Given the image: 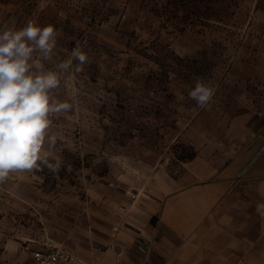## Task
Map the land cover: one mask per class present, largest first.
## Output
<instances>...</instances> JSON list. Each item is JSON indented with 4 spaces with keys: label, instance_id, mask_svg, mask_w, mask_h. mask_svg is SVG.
<instances>
[{
    "label": "rangeland",
    "instance_id": "1",
    "mask_svg": "<svg viewBox=\"0 0 264 264\" xmlns=\"http://www.w3.org/2000/svg\"><path fill=\"white\" fill-rule=\"evenodd\" d=\"M29 20L58 31L46 68L78 45L89 62L56 90L74 101L53 117L60 171L0 184V264H28L15 247L34 241L105 246L158 171L236 145L264 118V0H0V30ZM197 76L217 86L203 109L188 97Z\"/></svg>",
    "mask_w": 264,
    "mask_h": 264
},
{
    "label": "crops",
    "instance_id": "2",
    "mask_svg": "<svg viewBox=\"0 0 264 264\" xmlns=\"http://www.w3.org/2000/svg\"><path fill=\"white\" fill-rule=\"evenodd\" d=\"M262 119L236 145L202 150L176 173L158 171L145 198L122 208L126 224L102 238L105 246L67 248L82 264H264ZM33 246L15 247L28 264H38Z\"/></svg>",
    "mask_w": 264,
    "mask_h": 264
},
{
    "label": "clouds",
    "instance_id": "3",
    "mask_svg": "<svg viewBox=\"0 0 264 264\" xmlns=\"http://www.w3.org/2000/svg\"><path fill=\"white\" fill-rule=\"evenodd\" d=\"M57 37L54 25L41 27L32 20L19 29L0 30V184L16 172L60 171L62 162L50 159L62 138L52 131L53 117L71 111L74 101L59 99L56 90L63 74L73 68L82 72L89 57L78 45L55 65L57 70L46 68L56 56ZM216 92L217 86L197 76L188 97L203 109Z\"/></svg>",
    "mask_w": 264,
    "mask_h": 264
},
{
    "label": "built area",
    "instance_id": "4",
    "mask_svg": "<svg viewBox=\"0 0 264 264\" xmlns=\"http://www.w3.org/2000/svg\"><path fill=\"white\" fill-rule=\"evenodd\" d=\"M32 255L38 264H82L81 258L75 252L59 244H49L44 249L33 251ZM114 264L147 263L145 261L131 263L119 258Z\"/></svg>",
    "mask_w": 264,
    "mask_h": 264
}]
</instances>
